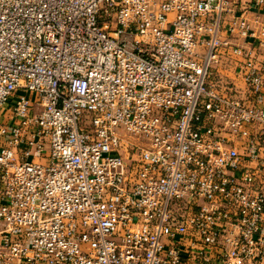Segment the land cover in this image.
Instances as JSON below:
<instances>
[{
    "label": "built area",
    "instance_id": "1",
    "mask_svg": "<svg viewBox=\"0 0 264 264\" xmlns=\"http://www.w3.org/2000/svg\"><path fill=\"white\" fill-rule=\"evenodd\" d=\"M263 8L0 0V264H264Z\"/></svg>",
    "mask_w": 264,
    "mask_h": 264
},
{
    "label": "rangeland",
    "instance_id": "2",
    "mask_svg": "<svg viewBox=\"0 0 264 264\" xmlns=\"http://www.w3.org/2000/svg\"><path fill=\"white\" fill-rule=\"evenodd\" d=\"M212 85L220 93L237 95L241 98H247L245 85L236 71V61L224 60L221 65L217 66L216 73L210 79ZM229 88H233L231 92ZM0 117V121H1Z\"/></svg>",
    "mask_w": 264,
    "mask_h": 264
},
{
    "label": "crops",
    "instance_id": "3",
    "mask_svg": "<svg viewBox=\"0 0 264 264\" xmlns=\"http://www.w3.org/2000/svg\"><path fill=\"white\" fill-rule=\"evenodd\" d=\"M262 20L264 21V8H263V16H262ZM227 60H229V59H227ZM237 60H238V58H237ZM223 61H224V59L221 61V64L223 63ZM226 61V60H225ZM220 64V65H221ZM263 102H261V104L263 105L264 104V95H263V100H262Z\"/></svg>",
    "mask_w": 264,
    "mask_h": 264
}]
</instances>
